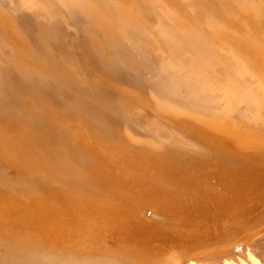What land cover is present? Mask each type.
Masks as SVG:
<instances>
[{
  "label": "bare ground",
  "instance_id": "6f19581e",
  "mask_svg": "<svg viewBox=\"0 0 264 264\" xmlns=\"http://www.w3.org/2000/svg\"><path fill=\"white\" fill-rule=\"evenodd\" d=\"M0 264H264V0H0Z\"/></svg>",
  "mask_w": 264,
  "mask_h": 264
}]
</instances>
